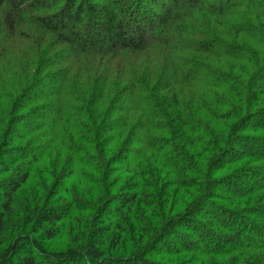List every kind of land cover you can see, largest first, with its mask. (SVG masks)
I'll list each match as a JSON object with an SVG mask.
<instances>
[{"label":"trees","instance_id":"obj_1","mask_svg":"<svg viewBox=\"0 0 264 264\" xmlns=\"http://www.w3.org/2000/svg\"><path fill=\"white\" fill-rule=\"evenodd\" d=\"M165 2L0 0V264H264V0Z\"/></svg>","mask_w":264,"mask_h":264},{"label":"rangeland","instance_id":"obj_2","mask_svg":"<svg viewBox=\"0 0 264 264\" xmlns=\"http://www.w3.org/2000/svg\"><path fill=\"white\" fill-rule=\"evenodd\" d=\"M157 2H159V3H161V4H168L167 2H165V0H157ZM169 5V4H168ZM205 21H206V23H207V26L206 27H204V28H196V31H223L221 28H219V27H217L218 25H217V22H216V20H214L213 18H207V19H205ZM21 32H23V33H27V34H30L31 36H33V37H38L35 33H34V31H35V29H33V28H21V30H20ZM23 35H25V34H23ZM21 37H22V35H21ZM27 37V36H26ZM22 39V40H21ZM27 38H16L14 41H12L10 44H9V46H8V48L11 50V48H14V50L15 49H17L16 51H19V53L18 54H15L14 53V55H12L13 57H12V59L11 58H8V59H11V62L9 61V62H6L5 63V65L7 66L6 67V69L8 70V69H10V72H12V73H10L11 75H14V72L13 71H20V69H23L24 71H27L26 69H25V67H24V65H25V62H24V58L22 59V53L25 51L24 50V48L25 47H29V46H33V44L29 41V40H27L26 42H25V40H26ZM34 39V42H36V39L35 38H33ZM32 39V40H33ZM24 40V41H23ZM31 40V41H32ZM21 53V54H20ZM129 57H128V60H130V56L131 55H128ZM154 56H155V54L153 53V56H151L150 54H144V55H140V56H132V57H134L133 59H131L130 61V65H131V67H133V68H136V69H138V67H139V65H141V64H144V62L145 61H147L146 59H149V60H152V59H154ZM137 59V60H136ZM1 62L2 63H4V60L2 59L1 60ZM2 65V64H1ZM17 68H20V69H17ZM15 69V70H14ZM139 70V69H138ZM2 72H3V70L1 69V72H0V74L2 75ZM127 101V98L126 99H124V102H126ZM6 104H4V103H0V108H7V106H5ZM260 135H263V134H260ZM149 166H150V163H149ZM147 167H148V165H145V164H143V168H145V169H147ZM150 170H152L153 171V167L151 166V168H150ZM74 181H76V184H77V182L78 183H80L79 182V180L77 181V179L75 178V180ZM236 181V180H235ZM236 183H238L239 185H242L243 186V184H242V182H240V181H237ZM244 183H247V185H251V183H250V180L248 179L246 182H244ZM151 191V190H150ZM53 195V194H52ZM79 196H81V197H83L84 195L83 194H81V195H79ZM50 197H51V195H50ZM163 201H161V205L163 206ZM227 204V203H226ZM242 205V204H241ZM241 205H239V204H236V206H235V208L234 209H241ZM155 212H156V209H154V210H152V215H154L155 214ZM148 219V218H147ZM148 221L150 222V220L148 219ZM193 225H195V223H192L191 224V226H193ZM235 227H236V225H234ZM177 232L179 233V234H181V235H184V238L185 239H191V237H190V235L189 234H186L187 232L186 231H184V229H178L177 230ZM10 233V232H9ZM168 242H170V244H171V241H169L168 240ZM169 244V243H168ZM126 247H127V249L128 250H130V251H132V245L131 244H128V245H126ZM252 255H257V254H255V253H252ZM202 261H204V262H207V263H210V259H207V260H202ZM201 261V262H202ZM162 263V262H161Z\"/></svg>","mask_w":264,"mask_h":264}]
</instances>
